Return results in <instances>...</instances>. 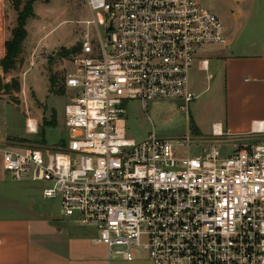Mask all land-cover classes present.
I'll return each instance as SVG.
<instances>
[{
  "label": "built area",
  "instance_id": "built-area-1",
  "mask_svg": "<svg viewBox=\"0 0 264 264\" xmlns=\"http://www.w3.org/2000/svg\"><path fill=\"white\" fill-rule=\"evenodd\" d=\"M91 19L65 73L68 136L55 147L0 150L12 180L43 184L45 200L93 230L127 262L264 264V142L227 156L189 154L193 136L129 138L131 101L196 98L190 72L224 24L196 0H86ZM207 61H204V65ZM38 131L36 119L26 124ZM213 133L222 131L214 125Z\"/></svg>",
  "mask_w": 264,
  "mask_h": 264
},
{
  "label": "rangeland",
  "instance_id": "rangeland-1",
  "mask_svg": "<svg viewBox=\"0 0 264 264\" xmlns=\"http://www.w3.org/2000/svg\"><path fill=\"white\" fill-rule=\"evenodd\" d=\"M26 1L5 0L9 20L14 18L12 26L17 25L18 12L15 6L23 10ZM196 1L220 17L225 35L227 37L229 35L237 46L244 47L252 40L262 39V33L257 30V25L253 24L255 18L249 21L244 15L239 18L234 16L244 8V2L238 5L239 0ZM262 3L263 0H258L255 8L260 10L259 5ZM33 8L34 15L27 21L28 36L16 69L4 74L5 86L7 84L10 86L13 80H17L20 83V91L16 92L13 85L0 94V149L35 148L41 146L37 141L42 139L46 146L55 147L62 144L68 136L65 127V107L69 101V93L63 91V82L68 68H72L69 59L82 41L84 22L91 19V11L86 0L38 1ZM208 49L210 48L202 50L199 57H208L210 55ZM51 73L59 79L58 89L62 91L61 95L50 92ZM214 86V82L207 78L195 83L191 91L196 98L189 104L187 112L181 110L183 104L181 99L153 100L144 110L139 102L127 103L125 108L128 137L140 142L147 139L151 133L163 139L181 138L189 133L194 139L189 154L192 157L198 155L204 147V141L195 137L193 131L188 130V125L193 129L192 119L202 114L207 115V121L213 118L208 117V112L211 111L210 105L214 101ZM201 91L204 92L199 94ZM53 111L56 112L57 124L45 126V121L51 120ZM29 118L38 122L36 133H29L26 129ZM0 169V175L5 174L4 183H10L7 187L9 191L15 190L16 186L30 187L40 203L59 211L60 205L57 200L43 198V184L15 182L9 173L2 167Z\"/></svg>",
  "mask_w": 264,
  "mask_h": 264
},
{
  "label": "crops",
  "instance_id": "crops-1",
  "mask_svg": "<svg viewBox=\"0 0 264 264\" xmlns=\"http://www.w3.org/2000/svg\"><path fill=\"white\" fill-rule=\"evenodd\" d=\"M257 1H237L238 5L244 2V8L234 16L244 15L249 21L255 18L253 24L262 39L239 47L225 35L226 44L208 49L210 55L198 57L190 72L191 90L203 78L215 86L208 112L213 118L207 121L206 114L199 115L188 130L202 138L204 148L216 146L223 156L264 142V0L260 10L255 8ZM13 23L5 0H0V60L15 28ZM214 125L223 135L213 133ZM1 162L0 154V168ZM4 175H0V264H152L147 260L127 262L111 254L106 246L94 243L93 230L66 218L60 209L54 211L40 203L32 188L14 186L15 190L9 191Z\"/></svg>",
  "mask_w": 264,
  "mask_h": 264
},
{
  "label": "trees",
  "instance_id": "trees-1",
  "mask_svg": "<svg viewBox=\"0 0 264 264\" xmlns=\"http://www.w3.org/2000/svg\"><path fill=\"white\" fill-rule=\"evenodd\" d=\"M38 1H49V0H27L25 2V7L23 10H19L18 7L15 6L18 17H17V25L12 30V35L9 40L5 42V56L0 60V66L4 74H8L11 71L16 69L19 57L23 53L24 42L28 36V31L26 29L27 21L34 15V4ZM51 72V70H50ZM58 77L55 74L50 75V92L53 94L61 95V90L58 89ZM65 82V81H64ZM63 82V91H65V86ZM15 86L16 92L20 91V83L17 80H13L10 86ZM9 84L5 86V89H8ZM57 124L56 112L53 111L51 120L45 121V126H55ZM37 143L43 147L46 146L44 140H38Z\"/></svg>",
  "mask_w": 264,
  "mask_h": 264
},
{
  "label": "water",
  "instance_id": "water-1",
  "mask_svg": "<svg viewBox=\"0 0 264 264\" xmlns=\"http://www.w3.org/2000/svg\"><path fill=\"white\" fill-rule=\"evenodd\" d=\"M5 91V79H4V72L0 69V94Z\"/></svg>",
  "mask_w": 264,
  "mask_h": 264
}]
</instances>
